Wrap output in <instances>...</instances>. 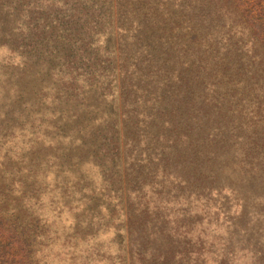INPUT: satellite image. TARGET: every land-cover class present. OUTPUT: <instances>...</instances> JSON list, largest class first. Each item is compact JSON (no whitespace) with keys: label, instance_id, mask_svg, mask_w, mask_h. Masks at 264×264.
I'll return each mask as SVG.
<instances>
[{"label":"rangeland","instance_id":"1","mask_svg":"<svg viewBox=\"0 0 264 264\" xmlns=\"http://www.w3.org/2000/svg\"><path fill=\"white\" fill-rule=\"evenodd\" d=\"M0 192L33 264H264V46L228 0H0Z\"/></svg>","mask_w":264,"mask_h":264},{"label":"trees","instance_id":"2","mask_svg":"<svg viewBox=\"0 0 264 264\" xmlns=\"http://www.w3.org/2000/svg\"><path fill=\"white\" fill-rule=\"evenodd\" d=\"M244 18L254 38L264 46V0H228ZM0 192V264H33L30 226Z\"/></svg>","mask_w":264,"mask_h":264}]
</instances>
